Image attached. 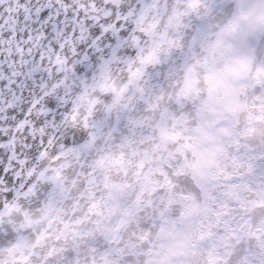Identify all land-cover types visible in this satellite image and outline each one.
<instances>
[{
	"label": "snow or ice",
	"instance_id": "snow-or-ice-1",
	"mask_svg": "<svg viewBox=\"0 0 264 264\" xmlns=\"http://www.w3.org/2000/svg\"><path fill=\"white\" fill-rule=\"evenodd\" d=\"M0 264H264V0H0Z\"/></svg>",
	"mask_w": 264,
	"mask_h": 264
}]
</instances>
